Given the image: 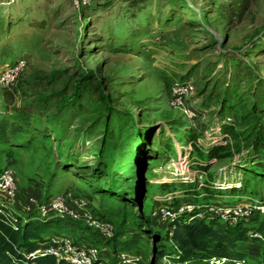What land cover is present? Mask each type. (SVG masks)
<instances>
[{"label": "rangeland", "instance_id": "374dc122", "mask_svg": "<svg viewBox=\"0 0 264 264\" xmlns=\"http://www.w3.org/2000/svg\"><path fill=\"white\" fill-rule=\"evenodd\" d=\"M97 1L0 0V69L26 59L0 86V172L14 171L16 201L72 192L113 224L110 239L82 222L55 224L44 241L85 240L102 252L96 264H116L119 250L139 264H174L168 222L154 209L222 201L219 193L264 205V185L233 179V163L251 149L264 162V0ZM175 80L192 86L195 117L171 106ZM12 217L23 223L36 211ZM263 217L248 218L251 230ZM237 248L249 262L260 257L250 235Z\"/></svg>", "mask_w": 264, "mask_h": 264}, {"label": "trees", "instance_id": "16d2710c", "mask_svg": "<svg viewBox=\"0 0 264 264\" xmlns=\"http://www.w3.org/2000/svg\"><path fill=\"white\" fill-rule=\"evenodd\" d=\"M93 3L99 2L93 0ZM6 123L3 121L0 124L1 135L5 133ZM213 148L210 147L207 150L209 158L217 155V150ZM255 150L251 149L248 156L246 153L239 161L233 163L235 177L233 179L239 181L241 186L264 185V162L260 161L263 154ZM129 156L134 170L135 168L137 171L142 170L144 161L139 160L138 151L131 148ZM137 183L138 180L134 181L133 186L138 187ZM55 224L79 226L80 222L59 217H35L20 223L13 220L0 204V264H71L64 260H57L52 255L28 256L45 242L42 238L43 232ZM169 228H172V233L169 234L168 240L175 247L170 255L174 264H264V217L251 230L248 218L233 225H227L216 218L205 221L188 214L170 221L168 233ZM251 232L260 235V237H253L261 245L260 257L255 262L247 261L245 253L237 248L238 242L247 241ZM134 237L133 235L132 243L136 241ZM124 243L130 246L131 242L128 240ZM221 259L224 260L221 262Z\"/></svg>", "mask_w": 264, "mask_h": 264}, {"label": "built area", "instance_id": "2783aa9c", "mask_svg": "<svg viewBox=\"0 0 264 264\" xmlns=\"http://www.w3.org/2000/svg\"><path fill=\"white\" fill-rule=\"evenodd\" d=\"M72 2L78 6L84 4L85 0H72ZM25 66L26 59L22 56L15 62L2 67L0 69V86L7 87L11 85ZM191 88L192 86L181 80H175L171 86V106L179 110L186 118L196 116L195 109L186 102V94ZM185 171L187 170H179L184 177L186 176ZM234 184L241 185L240 182ZM218 187L229 186L219 184ZM0 195L4 199L1 205L11 217L8 208L16 202L17 183L15 173L10 167H5L0 172ZM249 200L236 204H221L205 200L203 202L182 203L173 208L170 206H159L153 210L151 215L169 223L176 217L192 214L205 221L216 218L222 223L233 225L242 219L249 218L254 213L264 214V205L254 198L250 197ZM24 209L28 211L34 209L36 218L59 217L82 222L87 226L93 227L105 239L113 237V224L105 218H96L89 201L85 197L72 192H58L42 202L30 197ZM11 218L15 220L13 217ZM171 233L172 228H169V234ZM250 236L260 237L256 232H251ZM35 254L40 256L52 255L57 260H64L71 264H96L102 252L94 245L81 244L77 239H73L69 235L54 234L40 244L34 252L29 253L28 256H34ZM221 260L223 261L224 259ZM116 264H139V262L138 257L133 252L119 250L116 253Z\"/></svg>", "mask_w": 264, "mask_h": 264}, {"label": "crops", "instance_id": "0c3cea01", "mask_svg": "<svg viewBox=\"0 0 264 264\" xmlns=\"http://www.w3.org/2000/svg\"><path fill=\"white\" fill-rule=\"evenodd\" d=\"M238 182V181H237ZM224 185H226V184H224ZM229 187H223V188H220V189H222L223 191H225L226 189H228ZM214 196L215 197H217V198H223L222 199V201H220V200H216V203H221V202H223V201H225V204H236V200H234V201H232L231 203L229 202H226V201H228V200H226L227 198H229V197H236V198H240V197H242L244 200L246 199L247 200V196H239V195H235V194H227V193H219V194H214ZM248 198H250V197H248ZM3 199V196L2 195H0V204H2L3 202H4V200H2ZM207 200V199H206ZM243 200V201H244ZM211 201H213V200H211ZM213 202H215V201H213ZM240 203L242 202V200H240L239 201ZM25 208V203H24V201H22L21 199H18L12 206H10L8 209V211H9V214L11 215V217L16 213V211H17V209H24ZM82 241H85V240H82ZM79 242V243H81V244H87L86 242ZM238 243H241V242H238ZM261 246V245H260Z\"/></svg>", "mask_w": 264, "mask_h": 264}]
</instances>
